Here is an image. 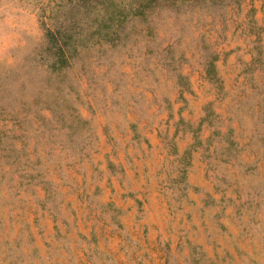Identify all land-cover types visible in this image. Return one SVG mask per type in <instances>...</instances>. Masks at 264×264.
I'll return each instance as SVG.
<instances>
[{"label":"rangeland","instance_id":"rangeland-1","mask_svg":"<svg viewBox=\"0 0 264 264\" xmlns=\"http://www.w3.org/2000/svg\"><path fill=\"white\" fill-rule=\"evenodd\" d=\"M69 2L0 0V105L39 92L0 109V264H264V0L157 8L48 75Z\"/></svg>","mask_w":264,"mask_h":264},{"label":"trees","instance_id":"trees-1","mask_svg":"<svg viewBox=\"0 0 264 264\" xmlns=\"http://www.w3.org/2000/svg\"><path fill=\"white\" fill-rule=\"evenodd\" d=\"M188 1L194 0H70L60 14L53 17L52 27L45 30L41 41V65L48 75L63 74L80 48L103 42L114 44L126 38L123 29L133 19L147 21L157 8L179 6ZM61 87L60 83H55L52 85L55 96L49 101H38L37 107L47 110V113L37 114L39 118L57 113L54 108L61 107L64 100L60 94ZM14 95L13 101L19 97L18 103L2 104L0 109L5 114L11 113L12 119L21 125L29 118L27 112L23 113L26 104H32L39 97V92H35L30 100L25 99L21 91L14 92ZM19 132L21 136L25 135L22 128ZM4 136H11L10 129L0 124V142Z\"/></svg>","mask_w":264,"mask_h":264}]
</instances>
